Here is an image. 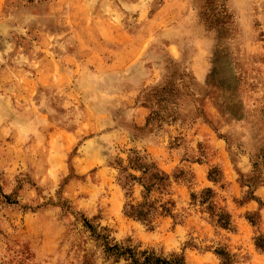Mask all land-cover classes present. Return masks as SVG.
<instances>
[{
  "label": "rangeland",
  "instance_id": "rangeland-1",
  "mask_svg": "<svg viewBox=\"0 0 264 264\" xmlns=\"http://www.w3.org/2000/svg\"><path fill=\"white\" fill-rule=\"evenodd\" d=\"M135 156L170 177L151 224ZM114 246L264 264V0H0V264Z\"/></svg>",
  "mask_w": 264,
  "mask_h": 264
},
{
  "label": "trees",
  "instance_id": "trees-1",
  "mask_svg": "<svg viewBox=\"0 0 264 264\" xmlns=\"http://www.w3.org/2000/svg\"><path fill=\"white\" fill-rule=\"evenodd\" d=\"M130 168L134 170H140L142 172V177H136L128 173V167L121 169V174H124V182L127 185L129 180L137 181L142 183L143 194L142 202L136 204H126L125 213L133 218L139 219L142 222L151 224L153 219L160 214H169L171 209L168 207L170 202L159 204V201L151 199L152 190L165 191L169 186L170 177L164 172L160 171L153 163H147L146 158H141L139 156L130 157L129 159ZM126 175V177H125ZM129 179V180H127ZM217 181L215 178H212ZM121 180V179H120ZM213 191L211 189H205L202 191L200 198L201 204H209L211 208L213 207ZM196 198V196H194ZM218 218V223L223 227H228L230 225V215L224 212L216 214ZM109 253H112L116 258L123 255H129L132 259L130 264H185L183 259L166 260L162 257H157L153 253L148 254L147 252L142 253V262L138 258L134 257V252L129 249L119 248L117 246L107 247ZM220 256L224 257L227 254L219 252Z\"/></svg>",
  "mask_w": 264,
  "mask_h": 264
}]
</instances>
